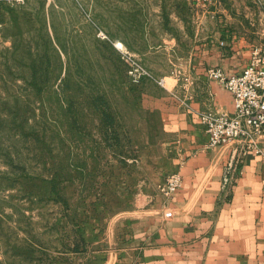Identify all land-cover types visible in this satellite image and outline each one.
<instances>
[{"label": "rangeland", "instance_id": "rangeland-1", "mask_svg": "<svg viewBox=\"0 0 264 264\" xmlns=\"http://www.w3.org/2000/svg\"><path fill=\"white\" fill-rule=\"evenodd\" d=\"M193 2L2 0L0 264H86L106 239L107 216L127 204L124 174L161 155L150 100L167 92L149 69L172 66L166 53L126 62L113 40L141 49L148 24L159 17L169 29L177 12L190 22ZM220 2L264 6L208 5ZM133 64L149 77L133 83Z\"/></svg>", "mask_w": 264, "mask_h": 264}, {"label": "crops", "instance_id": "crops-1", "mask_svg": "<svg viewBox=\"0 0 264 264\" xmlns=\"http://www.w3.org/2000/svg\"><path fill=\"white\" fill-rule=\"evenodd\" d=\"M248 5L194 0L191 21L177 12L166 29L171 33L163 18L148 24L141 49L113 40L117 50L144 62L165 53L171 58L170 69H149L165 83L158 87L167 97L150 100L165 138L152 149L160 157L151 158L149 167L140 163L146 167L137 169L140 175L124 174L127 204L107 216L101 228L106 239L92 248L86 264H264V135L260 154L239 155L233 184L223 190L224 168L242 146L233 141L208 148L197 118L205 111L233 113L230 94L208 77V69L238 75L253 50L264 54V6ZM6 44L0 36V47ZM172 173L180 176L181 186L166 198L157 186Z\"/></svg>", "mask_w": 264, "mask_h": 264}, {"label": "built area", "instance_id": "built-area-1", "mask_svg": "<svg viewBox=\"0 0 264 264\" xmlns=\"http://www.w3.org/2000/svg\"><path fill=\"white\" fill-rule=\"evenodd\" d=\"M20 1V0H13ZM214 0H201L203 4H211ZM2 0H0L1 6ZM1 26V25H0ZM122 52V50H120ZM127 62L130 57L122 52ZM127 75L133 83L149 77L145 69L132 65ZM207 75L223 85L230 94L233 103L232 115L218 114L205 111L197 114L199 123L204 127L207 135L206 146L210 149L239 142L241 148L237 158H233L224 168L221 187L229 190L233 184L236 165L240 163V156L249 150L260 154L259 142L264 135V54L255 49L251 53L248 66L238 75L225 76L220 69H208ZM157 86L164 88L162 78L155 79ZM181 186V178L177 173L168 175L157 186L158 192L171 197Z\"/></svg>", "mask_w": 264, "mask_h": 264}]
</instances>
